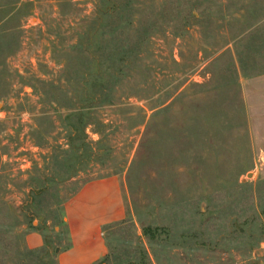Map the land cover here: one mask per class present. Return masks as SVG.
Segmentation results:
<instances>
[{"label": "rangeland", "instance_id": "1", "mask_svg": "<svg viewBox=\"0 0 264 264\" xmlns=\"http://www.w3.org/2000/svg\"><path fill=\"white\" fill-rule=\"evenodd\" d=\"M104 1L0 0V264H61L89 239L102 251L76 264H264L240 84L264 74V0H119L98 19ZM101 180L118 194L84 239L67 219Z\"/></svg>", "mask_w": 264, "mask_h": 264}, {"label": "crops", "instance_id": "2", "mask_svg": "<svg viewBox=\"0 0 264 264\" xmlns=\"http://www.w3.org/2000/svg\"><path fill=\"white\" fill-rule=\"evenodd\" d=\"M240 84L251 142L259 162L264 163V74L242 78ZM118 189L113 180H101L85 185L73 201L79 207L82 219L75 221L72 215H69L67 221L71 230L75 234L77 232L81 236L84 235V239L89 235L95 236L97 230L94 225L107 218L108 210L112 211L113 198H116ZM87 243L89 250L81 251L79 242H75L73 248L63 254L65 257L61 264H76L79 260L102 251L99 241L89 239Z\"/></svg>", "mask_w": 264, "mask_h": 264}, {"label": "trees", "instance_id": "3", "mask_svg": "<svg viewBox=\"0 0 264 264\" xmlns=\"http://www.w3.org/2000/svg\"><path fill=\"white\" fill-rule=\"evenodd\" d=\"M119 0H105L102 4V6H100L97 10L98 12V19H102V17L104 18L106 16L107 13H109L110 11H114L116 8V5L118 3ZM121 58L124 57V53L120 52L119 55ZM103 72L101 71V68L98 64L96 71L92 74V78L94 79L93 85H95V87H100L103 88L104 86V81H103ZM91 101H98L97 97L94 96L93 98H91ZM91 106H84L83 108H81L78 113L76 114L78 119L76 122H72L70 119L72 118V114L67 116L68 119V125H69V139L71 144H74V141H78L77 145H73L72 146V150L76 151H82L81 154H79L78 158L79 160L82 159L85 156V152L87 150V143L84 141V139L81 137V135L84 132L85 126L87 125H91L93 124V120H94V116L92 115L93 112H91L90 109ZM90 156V155H89ZM81 163V161H80ZM77 170V169H76ZM73 171V174L78 172L77 171ZM34 196V195H33Z\"/></svg>", "mask_w": 264, "mask_h": 264}]
</instances>
